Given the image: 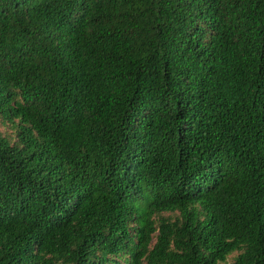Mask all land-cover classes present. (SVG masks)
Wrapping results in <instances>:
<instances>
[{
  "label": "trees",
  "instance_id": "16d2710c",
  "mask_svg": "<svg viewBox=\"0 0 264 264\" xmlns=\"http://www.w3.org/2000/svg\"><path fill=\"white\" fill-rule=\"evenodd\" d=\"M0 264H264V0H0Z\"/></svg>",
  "mask_w": 264,
  "mask_h": 264
},
{
  "label": "rangeland",
  "instance_id": "374dc122",
  "mask_svg": "<svg viewBox=\"0 0 264 264\" xmlns=\"http://www.w3.org/2000/svg\"><path fill=\"white\" fill-rule=\"evenodd\" d=\"M8 130V132H12V130L10 128H6Z\"/></svg>",
  "mask_w": 264,
  "mask_h": 264
}]
</instances>
